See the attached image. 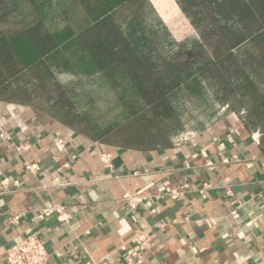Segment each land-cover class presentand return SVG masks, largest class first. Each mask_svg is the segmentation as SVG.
Returning a JSON list of instances; mask_svg holds the SVG:
<instances>
[{
  "label": "crops",
  "instance_id": "crops-1",
  "mask_svg": "<svg viewBox=\"0 0 264 264\" xmlns=\"http://www.w3.org/2000/svg\"><path fill=\"white\" fill-rule=\"evenodd\" d=\"M194 118L192 140L142 151L94 141L33 106L0 99V129L9 134L0 141V264L31 233L45 241L44 264H126L124 245L136 249L133 264H264L261 135L230 109ZM23 143L30 149L19 151ZM33 163L36 175L26 169ZM204 183L210 187L201 192ZM183 187L180 201L169 196ZM124 193L143 201L131 209ZM52 204L67 207L70 224L38 212ZM12 213H20L18 225Z\"/></svg>",
  "mask_w": 264,
  "mask_h": 264
},
{
  "label": "trees",
  "instance_id": "trees-1",
  "mask_svg": "<svg viewBox=\"0 0 264 264\" xmlns=\"http://www.w3.org/2000/svg\"><path fill=\"white\" fill-rule=\"evenodd\" d=\"M175 1L198 39L168 42L174 48L165 54L145 23L146 0H65L64 32L50 15L52 0H0V99L33 106L94 141L152 151L182 128L173 96L203 80L218 103L247 112L245 127L261 134L264 154V0ZM72 48L116 94L109 123L78 110L74 90L59 81L71 65L61 54Z\"/></svg>",
  "mask_w": 264,
  "mask_h": 264
},
{
  "label": "rangeland",
  "instance_id": "rangeland-1",
  "mask_svg": "<svg viewBox=\"0 0 264 264\" xmlns=\"http://www.w3.org/2000/svg\"><path fill=\"white\" fill-rule=\"evenodd\" d=\"M64 1L52 0L53 5L50 9V15L59 32H64L67 28L59 7ZM145 6V23L155 29L165 54L173 52L174 46L168 45V42L179 43L188 37L191 40L198 39L196 29L183 15L175 0H146ZM125 14L126 11L123 12V15ZM85 55L81 48H72L63 52L62 59H69L71 65L60 75L59 81L70 90H74V100L78 110L90 112L102 123H109L118 112L116 94L99 74L91 73ZM172 101L182 125L174 135L188 129L189 121L195 119L194 117L209 115L213 117L224 107L215 99L214 91L208 82L203 80H199L197 86L191 83L184 85L173 96ZM242 110L244 109L238 112ZM112 141H115V138Z\"/></svg>",
  "mask_w": 264,
  "mask_h": 264
},
{
  "label": "built area",
  "instance_id": "built-area-1",
  "mask_svg": "<svg viewBox=\"0 0 264 264\" xmlns=\"http://www.w3.org/2000/svg\"><path fill=\"white\" fill-rule=\"evenodd\" d=\"M228 109V106L225 105L223 110ZM240 116L245 122L246 111L242 110L239 112ZM259 133V132H258ZM194 131L191 129H184L182 132L174 135L171 138L173 144L180 146L194 138ZM261 135V134H260ZM9 134L6 131L0 129V141L7 139ZM228 140L233 142V137L229 136ZM57 147L59 150L65 148V139H60L57 141ZM30 149V144L23 143L18 147L19 151H27ZM74 158V156L72 157ZM232 160H240L239 156L234 155ZM101 160L107 166H111L112 163V154L111 153H102ZM231 159L226 158L225 163H229ZM69 164H65L64 168H68ZM26 169L32 174L36 175L41 170V167L37 163L26 165ZM6 185V181L3 182ZM210 187L208 183L203 184V192L206 188ZM186 187H183L180 190H171L169 191V196L175 200L180 201L186 195ZM228 194L232 195L230 189H228ZM121 200L131 209L136 208L142 201V197L138 195H131L130 193H124L121 197ZM44 216H53L59 223L70 224L72 221V213L67 209L65 205L61 204H52L47 207H43L38 211ZM232 217L234 219L239 218V213L237 210L232 211ZM21 215L20 213H12L9 215V222L12 225H18L20 222ZM137 246L142 247L144 245L145 236L142 233H137L134 238ZM121 250L125 254V263L133 264L134 256L137 254L135 247H128L126 245L121 247ZM5 257L7 264H44L49 258V253L46 249L45 241L37 234L31 233L25 236L20 241L16 242L12 246L8 247L5 250Z\"/></svg>",
  "mask_w": 264,
  "mask_h": 264
}]
</instances>
